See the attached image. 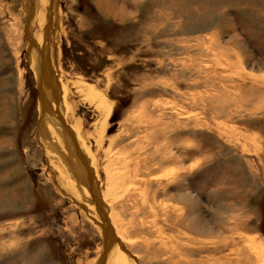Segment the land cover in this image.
I'll list each match as a JSON object with an SVG mask.
<instances>
[{
  "label": "rangeland",
  "instance_id": "obj_1",
  "mask_svg": "<svg viewBox=\"0 0 264 264\" xmlns=\"http://www.w3.org/2000/svg\"><path fill=\"white\" fill-rule=\"evenodd\" d=\"M47 3L80 136L65 124L129 264H264V0ZM36 13L0 0V264H97L93 188L86 200L39 134ZM80 83L114 104L105 131Z\"/></svg>",
  "mask_w": 264,
  "mask_h": 264
},
{
  "label": "bare ground",
  "instance_id": "obj_2",
  "mask_svg": "<svg viewBox=\"0 0 264 264\" xmlns=\"http://www.w3.org/2000/svg\"><path fill=\"white\" fill-rule=\"evenodd\" d=\"M49 5L50 3L48 4L47 0H36V6H37V13L35 15L36 16V26H35V31L33 35L34 39H32V41L36 42L37 47L34 49V52H33V56H32L33 61L31 62V66L33 67V71L35 72L36 78L40 84L42 95L46 99V100L44 99V103H42V105L40 103L39 134L40 136L43 137L42 144H43V147H45L48 150V152H50L51 154H55V151H56V153L59 154L58 157H60L63 160H65L66 158L65 160L66 162H64L66 163L65 165H63L62 163L61 165L56 164L54 165L55 168L60 170L59 173L61 174L66 171H68V174H71V172L76 174L75 176H77V181L72 179V183L74 184V186L77 187L76 189L79 192L84 194L86 200H90L92 198L90 194V191L92 192V188H93V193L95 197V190H96L95 181H92L90 172H88L89 170L85 168V163L83 162L84 157L81 153L82 149L79 146L80 144L79 142L76 141L74 133H72V131L68 128V126L65 124V121L68 117L70 118V121L73 122L71 129L74 130V132L78 133L79 136L81 132L80 131L81 124L80 122L75 120L73 108L66 100L67 99L66 86H64L63 84L60 86V83H58L59 79L55 78L57 75L55 71L53 70L54 67L52 68V65L49 63V56H48L49 47L47 45H48L50 36H52L53 34V27L51 26L54 25V22L56 21V18H57L55 6L51 5L52 7L50 9ZM47 6L49 7V10ZM35 10L36 9H34V11ZM27 11L29 12V15H30L29 19L31 20L32 18V23L29 27L34 26L35 19H34V16L31 15L32 8H28ZM49 15L52 21L49 20ZM27 33L30 36V33H31L30 28H28ZM46 37H48V40H46ZM44 38H45V43H43ZM29 47H30V42H29ZM77 90H78V93L81 95V97L85 101L94 105L96 111L99 113L100 119L98 120V123L96 124L97 130L100 129L101 132L105 131L106 122L112 115L114 104L111 105L101 93L95 90V88L88 86L86 84H83V83L78 84ZM61 100H63V106L65 108V120H64V113H63L64 110L61 107ZM70 113L72 114V116L70 115ZM46 125L48 126V128ZM56 147L58 149L60 148L61 150L60 152L64 154V157L62 156V154L58 152V150H55ZM67 160H70V161L67 162ZM64 185L66 186V184ZM71 188L72 190H68L69 188L66 189V193L70 197L74 199L78 198L79 200L80 195L78 193H75L76 191L75 188L74 189L73 187ZM106 198H108V192H107ZM85 205H86L85 209L88 211V215L90 214L94 216L93 219L95 220L97 226L99 227L100 231L102 232L104 236V241H105L104 242L105 244L103 245L104 252L102 253L101 259L104 253H105V256H104V260L102 264H129V261L131 262V260L130 259L128 260L125 253L121 252V250L119 249V246H120L122 250L125 251L123 244L119 240L122 233L119 230L116 231V234L114 233L116 236V240L113 241L111 239L110 228H112V226L109 224L110 222H106L105 219L101 218L103 222L105 223L101 225L102 223L99 222L96 218L97 216L95 212L96 210L95 205L91 204V206H89V204L87 203ZM97 211H98V208H97ZM173 255H171V257L167 261L172 262V260L174 259ZM184 261L188 262L187 260H184Z\"/></svg>",
  "mask_w": 264,
  "mask_h": 264
},
{
  "label": "water",
  "instance_id": "obj_3",
  "mask_svg": "<svg viewBox=\"0 0 264 264\" xmlns=\"http://www.w3.org/2000/svg\"><path fill=\"white\" fill-rule=\"evenodd\" d=\"M27 2H30V0H27ZM49 20L52 21L50 15H49ZM31 23H32V18H31V20L29 19V24H28V26H27V32H28V28H30L29 26L31 25ZM30 39H31V38H29V40H28V44H29V42H30V47L28 46V60H29V62L31 63V62L33 61L32 56H33L34 49H35L37 46H36V42H34V41L30 40ZM38 83H39V82H38ZM39 85H40V84H39ZM44 98H45V97L42 95V92H41V90H40V98H39V99H40V103H41V105H42V103H44ZM94 202H95L96 205H97V208H98L99 214L101 215V218H102V219H105L106 222H109L108 218H107L106 215L104 214V211H103V208H102L103 205H102V203L100 202V200H99L97 197H95ZM109 224H110V223H109ZM110 231H111V239H112L113 241H115V240H116V236H115V234H114V230H113L112 228H110ZM104 244H105V243H104ZM103 252H104V248H103ZM104 256H105V253L103 254L102 259L99 260L98 264H102V263H103Z\"/></svg>",
  "mask_w": 264,
  "mask_h": 264
}]
</instances>
